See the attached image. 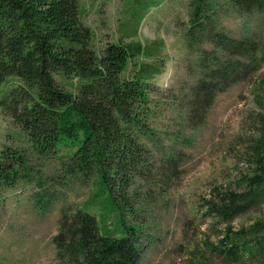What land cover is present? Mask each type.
<instances>
[{"label": "trees", "instance_id": "16d2710c", "mask_svg": "<svg viewBox=\"0 0 264 264\" xmlns=\"http://www.w3.org/2000/svg\"><path fill=\"white\" fill-rule=\"evenodd\" d=\"M149 2L134 0L129 7L119 30L129 41L107 42L97 50L93 30L82 20L80 0H0V114L18 129L22 143L1 149L0 186L37 180L42 193H36V200L43 195L47 202L54 197L53 187L70 179L91 184L84 202L60 209L52 237L57 264L139 260L138 192L150 180L154 146L165 144L157 136L156 111L148 98L154 91L151 81L164 71L163 42L136 37ZM218 6L217 0L188 1L183 37L199 65V77L190 86L189 112H206L218 80L234 81L241 69L253 73L264 62V45L254 36L227 33L217 21ZM228 10L264 16V0H228ZM205 43L211 48L200 47ZM257 72L256 133L245 151L246 170L226 187H214L204 203L206 212L225 224L217 242L204 243L205 258L220 264H264V217L237 229L228 223L264 206V74L256 77ZM50 158L58 165L47 177L37 167ZM163 160L174 164L172 155ZM45 180L54 183L48 192Z\"/></svg>", "mask_w": 264, "mask_h": 264}, {"label": "rangeland", "instance_id": "374dc122", "mask_svg": "<svg viewBox=\"0 0 264 264\" xmlns=\"http://www.w3.org/2000/svg\"><path fill=\"white\" fill-rule=\"evenodd\" d=\"M133 1L80 0L82 20L92 28L97 50L107 42L129 41L119 30ZM188 1L150 0L137 27L136 37L140 41L163 42L160 55L164 71L151 81L154 91L148 98L156 111L157 136L165 143L154 146L150 180L142 182L138 192V210L134 212L141 225L137 234V264H220L218 259L205 258L204 243L217 242L225 224L207 213L204 203L211 199L214 187H226L246 170L245 151L256 133L252 121L258 111L253 73L258 71L256 77L264 74V62L253 73L241 69L234 81L229 77L216 81L218 90L205 113L198 108L188 111L190 86L199 77L197 54L187 47L183 37ZM217 1V21L227 33L235 38L254 36L264 45L263 14L239 15L228 10V0ZM127 28L133 29L131 24ZM203 46L211 48L208 43L200 45ZM17 133L21 135L0 114V151L6 145L22 146ZM169 155L174 164L163 160ZM39 162L37 169L44 176L51 177L56 172L55 158ZM81 181L70 179L53 187V182L45 180V190H55L54 197L50 196L52 199L47 202L43 195L40 201L36 200V193H42L37 190V180H20L11 187L1 185L0 262L57 264L52 237L58 231L60 209L64 205L76 207L91 192V184ZM256 209L257 212L239 214L228 222L229 226L237 229L264 217V206Z\"/></svg>", "mask_w": 264, "mask_h": 264}]
</instances>
